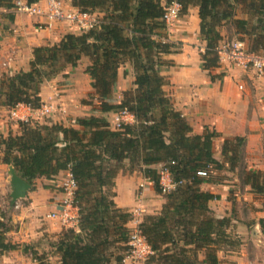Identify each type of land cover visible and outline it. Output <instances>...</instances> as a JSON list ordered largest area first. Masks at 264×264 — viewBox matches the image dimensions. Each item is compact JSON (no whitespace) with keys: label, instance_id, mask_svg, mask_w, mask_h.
Returning <instances> with one entry per match:
<instances>
[{"label":"trees","instance_id":"trees-1","mask_svg":"<svg viewBox=\"0 0 264 264\" xmlns=\"http://www.w3.org/2000/svg\"><path fill=\"white\" fill-rule=\"evenodd\" d=\"M172 2L181 4L180 15L198 7L200 39L205 42L201 67L212 80L223 77L213 73L220 66L221 27L231 24L250 50L264 54V0H72L81 11L103 13L104 22L82 33L69 32L57 43L34 47L28 70L5 74L0 80V106L26 103L38 108L42 85L87 56L91 63L86 73L102 113L127 109L135 117L134 124L120 129L113 128L106 116L96 115L77 118L78 127L49 119L19 122V133L0 137L1 161L14 166L31 190L37 179H55L61 171L71 172L77 183L78 229L63 230L53 244L61 264H122L129 249L128 223L133 220L132 212L115 201L116 178L125 163L134 171L138 167L158 193L162 190L156 165L168 166L173 179L183 181L164 193L159 213L145 215L138 224L153 250L149 264H224L219 252L239 247L241 239L229 231L233 218L216 217L208 205L219 195L201 189L202 183L215 182L216 171L243 167V183L264 192V181H259L264 180L263 172L248 170L244 164L247 139H225L221 162L214 154L218 133L209 128L194 133L165 91L168 79L162 68L172 61L164 55L178 47L168 39L162 19ZM241 5L248 18L237 16ZM14 6L15 0H0V8ZM127 61L135 71V87L115 103L111 98L119 69ZM82 103L87 104L85 99ZM259 222L264 233V218ZM13 229L11 216L0 206V252L20 250L42 261L35 245L8 239Z\"/></svg>","mask_w":264,"mask_h":264},{"label":"crops","instance_id":"crops-1","mask_svg":"<svg viewBox=\"0 0 264 264\" xmlns=\"http://www.w3.org/2000/svg\"><path fill=\"white\" fill-rule=\"evenodd\" d=\"M68 1L65 0L68 8H76L70 0ZM35 4L46 9L45 0H39ZM237 16L248 18L242 5L238 7ZM225 27L220 28L224 36L220 45L230 41L225 38ZM69 32L78 34L66 21L54 22L49 27L47 18L43 15L30 16L24 12L15 11L13 8H1L0 80L5 74L28 70L33 58L34 47L57 43ZM167 36L170 41L182 45L180 48L177 47L175 53L164 55L166 60L172 61V65L162 68V74L168 79L165 91L172 97L176 110L186 118L194 133L201 134L205 128L218 133V137L214 140V148L219 144L221 156L225 139L245 137L248 167L264 171V75H257L252 70L244 71L229 63H220L213 73L223 74V77L211 79L208 71L201 67L200 51L204 50L205 42L200 39V18L197 6L190 7L188 13L179 15V19ZM8 58H10L8 66H3L2 63ZM81 60L85 61L83 65L80 63ZM81 60L76 67L68 65L65 71L42 85L40 92L42 104L61 102L64 111L52 116H36L34 117L35 122H43L42 118L50 117L53 122L78 127L76 119L79 117L96 115L109 118L111 116L112 120L109 119V121L114 128L115 112L102 113L99 102L94 107L82 103V100L92 93V86L90 76L86 73V67L91 60L87 56L82 57ZM81 79L86 83L81 84ZM128 80L132 83L135 80V71L129 61L119 69L118 86H121L119 87L121 91L129 87L130 82H126ZM239 85H243V88L241 89ZM6 113H10V107L0 106V114L5 117L4 119L0 117V137L7 136L9 132H20L19 122L11 124ZM1 156L0 147V199L2 198L0 206L6 209L7 204L10 205L9 209H13L11 198L6 200L3 196L6 192L5 184L3 183V186L1 180L4 178L7 180L9 165L1 161ZM215 157L223 162V156L218 157L215 154ZM67 175L68 171H61L55 179L39 178L38 180H45L44 183L52 186L51 182L62 176L67 177ZM144 182L149 190L155 191L149 179L140 176L137 171H134V177L120 172L116 178L115 201L117 205L124 209L134 207V210L140 207L142 212H145L140 213L139 218L136 214L135 218L128 223L132 230L138 228L143 216L159 213L166 201L161 193H158L159 197L152 202L144 198L143 193L140 195L137 186L141 184L145 186ZM201 188L219 195L218 199L210 200L208 203L213 214L216 217H230L227 186L216 181H207L201 184ZM51 190V187L45 189L37 187L28 192L30 200L28 204L21 206L20 210L11 216L12 222H19L20 226L10 231V235L17 234L22 242H30L40 239L44 232L50 234L54 232L52 228L44 227L43 218H40V215L46 212L48 214L56 212L62 206L56 199L51 198L53 192ZM122 190L126 196L122 197ZM260 213H262L261 217H264V210ZM232 221L235 232L241 238L242 249L220 251L219 256L224 264H264V233L258 221L251 223L243 218H233ZM17 251L20 250L14 252ZM49 258L53 261L52 264H61L59 254L50 255Z\"/></svg>","mask_w":264,"mask_h":264},{"label":"built area","instance_id":"built-area-1","mask_svg":"<svg viewBox=\"0 0 264 264\" xmlns=\"http://www.w3.org/2000/svg\"><path fill=\"white\" fill-rule=\"evenodd\" d=\"M45 2L46 9H43L35 3H28L27 0H16L13 9L18 12H24L30 16L43 15L47 18V25L49 27H51L54 22L66 21L73 30L78 33L98 27L104 22L103 13L97 11H81L73 7L68 8L65 5V0H45ZM181 8L182 6L180 3L172 2L165 9L162 19L166 24L167 33L171 31L176 21L179 19ZM218 53L220 63H229L244 71L252 70L257 75H264V54L250 50L247 42L244 40L237 39L224 42L219 45ZM9 59L10 58L5 60L2 65L8 66ZM239 87L242 89L243 85H239ZM60 111H64L61 102L43 103L38 108H34L26 103H18L10 107L12 118L18 122L34 121V117L36 116H52ZM134 122V114L127 109L119 110L114 113L113 126L115 129H120L125 124H134ZM172 163L175 162L172 161ZM180 183H183V181L179 180L176 182L168 166L161 165L160 185L163 193L171 192ZM62 185L66 189L67 198L63 201L62 208L59 212H51L48 214V217H59L63 225L67 228L78 229L79 208L75 200L77 183L71 172L68 171V175ZM140 186H144V184ZM16 207H18V205H16ZM140 210L141 208H136L134 212L138 214ZM128 245L129 249L124 255L122 264L141 262L153 254L151 245L138 228L130 230Z\"/></svg>","mask_w":264,"mask_h":264},{"label":"rangeland","instance_id":"rangeland-1","mask_svg":"<svg viewBox=\"0 0 264 264\" xmlns=\"http://www.w3.org/2000/svg\"><path fill=\"white\" fill-rule=\"evenodd\" d=\"M70 1L72 3V0H70ZM252 23H254V20H252ZM225 30H226V33H225L226 39H229L230 41L233 39H240L241 36L235 34V29L232 27L231 24H227L225 27ZM177 46L180 48L182 45L178 44ZM202 51H200V52H202ZM84 62L85 61L81 60V62H80L81 65H83ZM126 82H130V81L128 80ZM84 83H86V82L82 81V79H81V84H84ZM128 85H129V87L126 90L133 89L134 86H133L132 82L128 83ZM119 87L121 88V86H118V81H117V84L115 86V89H114V92H113L112 98H111L112 102L118 103L123 99V92L124 91L123 90L121 91ZM84 99L86 100L87 104H90L93 107H94V105H96V103L99 102L97 96L94 95L93 89H92V93H89ZM6 114L9 117V122L11 124H13V123L18 124V121L11 118L10 113H6ZM0 117H2L3 119L5 118L1 114H0ZM48 119L50 120V117H44V118H42V121L48 120ZM109 119L112 120L111 116H109L108 120ZM214 149H215V154L218 157H222L220 154L219 144L217 146H215ZM222 159H223V157H222ZM244 164L248 170H257V169H253V168L250 169L248 167L249 163L247 162V154L246 153L244 155ZM156 166L159 169L161 168V165H156ZM242 169H243V167H239L238 169L231 171L228 169V167H225L224 169L216 171V173L213 175L212 178L216 182H219V184H224L227 186V189L229 190L228 191V197H229V201H230V209L228 212L230 213V216L232 218H243L245 220H248L251 223L258 221V223L260 225V222H259L260 219L264 218V217H261L262 213H260L261 210H264V192H255L251 186L245 185L243 183V181L240 177V175L242 173ZM122 171H123V174L133 175V177H134V170L130 169V167L128 166V163H125L123 165ZM136 171L138 172V174L140 176H144L142 174V172L139 171L138 167H137ZM262 172H263V177H264V171H262ZM6 178H7V180H5V178L3 180H1V184L2 185H3V183L5 184V192L6 193H4L3 196L5 197L6 200H8L11 198V197H9V193L11 190L10 183H9L10 175L6 174ZM65 179H66V176L65 177L62 176V177L56 179L55 181L51 182L52 186L48 185L49 183H44L45 180H38L37 179V181H35L36 182V189H37V187L45 189V188H47L46 187L47 185L51 186V188H52L51 191H53L51 198L56 199L58 204H63V201L67 198L66 197L67 196L66 189L62 185V183L65 181ZM259 181L263 182L264 180L262 178H259ZM150 182L153 185L152 181H150ZM137 190H138V193L140 195H141V193H143L142 196H144V198H146L147 200H151V202H152V200L157 199L159 197L158 192L153 191V190L152 191L149 190L148 185L146 183H145L144 187L138 185ZM30 192H31V190H30ZM28 194L25 198L19 199L16 202V204L13 205V209L12 208L9 209V207L6 208V210L8 211L9 217L12 216L13 213L18 212L20 210L21 206L28 204V202L30 201L28 198V196H29ZM123 195L126 196V194L122 190V197H123ZM161 195L164 196L165 194L162 192ZM0 200H2V198ZM16 205H18V207H16ZM6 206H8V205L6 204ZM151 206H154V205H151ZM47 208H48V206H47ZM60 209H58V211H56V212H59ZM131 209H130V212H132L133 219H134L135 215L137 213L134 212V207H132ZM145 209H147V207H145ZM140 213L144 214L145 212H142L140 210ZM140 213H138L136 215L137 218L141 217V216H139ZM143 217H145V216H143ZM40 218H43V222H44L43 226L44 227L52 228V230L56 233L53 232L52 234H50L49 232H44L43 235L40 237V239H38L36 241H30V242H22L20 240V238L17 237V234H14V233L11 235L8 234V239L11 240L12 242H16V243H27V244L31 243V244L35 245L38 248V251L40 252V254H43L42 255V258H43L42 261L41 260H35L32 257V255L24 254L22 251H17V252L10 251V252H2V253L0 252V264H39V263L52 264L53 261L49 257H50V255H54L56 253L55 248L53 247V244L57 240L60 233L63 230L67 229V227L65 225H63V223L61 222L59 217H55V218L48 217V212L40 215ZM12 224H13L14 230H15V228L20 226L19 222H15V223L12 222ZM231 227L232 228H230L229 231L232 232L233 236L237 237L238 234L235 232L233 221H232ZM260 227H261V225H260ZM130 230H132V229H130ZM261 230H262V228H261ZM56 235H57V237H55ZM239 238H240V236H239ZM241 244H242V242H241ZM241 244L239 245V247L237 249H239V250L242 249ZM258 253H260V252H258ZM261 255H259V256H261ZM148 260H149V258H147L146 260H143L141 262H134V264H149ZM131 264H133V263H131Z\"/></svg>","mask_w":264,"mask_h":264},{"label":"water","instance_id":"water-1","mask_svg":"<svg viewBox=\"0 0 264 264\" xmlns=\"http://www.w3.org/2000/svg\"><path fill=\"white\" fill-rule=\"evenodd\" d=\"M8 173L10 175V197L11 203L14 205L19 199L25 198L28 192L31 190V184L20 176L15 167L9 165Z\"/></svg>","mask_w":264,"mask_h":264}]
</instances>
